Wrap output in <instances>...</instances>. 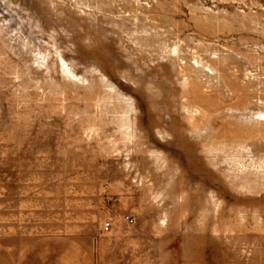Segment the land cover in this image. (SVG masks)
Segmentation results:
<instances>
[{"label": "rangeland", "instance_id": "rangeland-1", "mask_svg": "<svg viewBox=\"0 0 264 264\" xmlns=\"http://www.w3.org/2000/svg\"><path fill=\"white\" fill-rule=\"evenodd\" d=\"M0 264H264V0H0Z\"/></svg>", "mask_w": 264, "mask_h": 264}, {"label": "built area", "instance_id": "built-area-1", "mask_svg": "<svg viewBox=\"0 0 264 264\" xmlns=\"http://www.w3.org/2000/svg\"><path fill=\"white\" fill-rule=\"evenodd\" d=\"M110 227H111V223L110 222H107L103 225V230L105 232L109 231L110 230Z\"/></svg>", "mask_w": 264, "mask_h": 264}, {"label": "bare ground", "instance_id": "bare-ground-1", "mask_svg": "<svg viewBox=\"0 0 264 264\" xmlns=\"http://www.w3.org/2000/svg\"><path fill=\"white\" fill-rule=\"evenodd\" d=\"M68 65V64H67Z\"/></svg>", "mask_w": 264, "mask_h": 264}]
</instances>
